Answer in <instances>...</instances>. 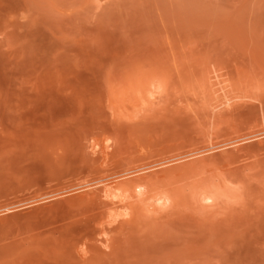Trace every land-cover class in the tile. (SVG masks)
Listing matches in <instances>:
<instances>
[{
  "label": "rangeland",
  "instance_id": "374dc122",
  "mask_svg": "<svg viewBox=\"0 0 264 264\" xmlns=\"http://www.w3.org/2000/svg\"><path fill=\"white\" fill-rule=\"evenodd\" d=\"M0 264H264V0H0Z\"/></svg>",
  "mask_w": 264,
  "mask_h": 264
}]
</instances>
